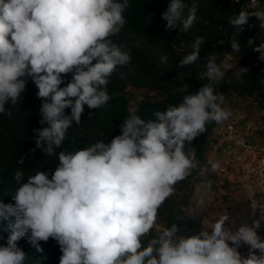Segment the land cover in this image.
Wrapping results in <instances>:
<instances>
[{
  "label": "clouds",
  "instance_id": "obj_1",
  "mask_svg": "<svg viewBox=\"0 0 264 264\" xmlns=\"http://www.w3.org/2000/svg\"><path fill=\"white\" fill-rule=\"evenodd\" d=\"M129 6V0H0V114L11 116L6 105L21 99L30 78L42 101L39 123L47 125L33 130L35 143L47 157L57 155L73 123L80 125L85 106L102 109L112 99L109 78L132 59L131 50L112 39L127 23ZM197 11L195 0L191 6L169 0L162 13L166 31L182 27L188 32ZM250 17L264 22V8L241 9L229 17L235 30L229 39L232 52L241 51L238 36ZM204 43V37H197L178 67L196 64ZM254 50L264 57V43ZM220 55L205 56L198 77L207 82L180 103L154 111L147 120L130 108L119 125L121 134L110 142L61 150L54 169L36 170L26 182L18 170L15 203L0 200V222H7L9 231L7 246H0V264H24L26 254L17 242L29 232V243L38 251H43L40 241L57 242L59 264H264L259 235L264 216L256 219L255 214L251 224L234 231L226 227L227 214L197 231L174 222L144 242L158 228L159 209L177 183L199 166L195 139L208 124H221L232 115L222 107L224 95L217 90L224 78ZM160 62L167 64V55ZM24 163L21 157L18 164ZM218 167L211 163L212 170ZM242 246L247 255L239 250Z\"/></svg>",
  "mask_w": 264,
  "mask_h": 264
},
{
  "label": "trees",
  "instance_id": "obj_2",
  "mask_svg": "<svg viewBox=\"0 0 264 264\" xmlns=\"http://www.w3.org/2000/svg\"><path fill=\"white\" fill-rule=\"evenodd\" d=\"M193 2L194 0H185L189 6ZM195 2L198 4V19L193 27L188 32H184L182 27L169 32L165 28L166 21L162 19V13L166 10L169 0H129L130 6L124 13L127 23L112 39L131 50V62L124 67L118 66L109 78L107 87L112 99L104 108L92 110L85 106L80 125L73 123L69 128L67 139L61 148L56 150L57 155L47 157L36 147V134L33 130L47 125L39 123L42 101L36 96L38 89L35 84L28 79L21 99L15 105H6L12 113L11 116L0 114V200L4 203H15L12 197L20 186L14 179L18 170L24 172L23 182H26L27 177L35 174L36 170L48 172L54 169L59 163L58 153L61 150L73 152L100 140L110 142L114 136L121 134L119 125L129 115L130 108L136 109V114L147 120L153 118L154 111H162L168 105L180 103L187 92L191 94L198 91L207 82L200 80L198 75L204 71V58L209 52L221 54L217 63L224 72V78L217 85V90L224 95L222 107L227 103V98L234 96L240 100L249 98L251 104L264 109V57L254 50L260 45L256 33L261 27V20L250 17L244 31L238 36L240 52H232L229 40L235 31L229 23V17L238 15L241 9L255 11V6L250 0ZM201 36L204 37L205 43L201 46L197 63L180 69L179 60L191 52L192 43ZM221 41L224 43L221 44ZM161 55H167V64L160 62ZM226 61H229L228 65ZM240 67H247L249 71L240 74ZM70 79L69 74L65 80L67 82ZM128 85L146 88L151 94L133 107L126 92ZM70 112V109L65 110L67 115H70ZM89 112L94 113L90 119ZM219 125L215 122L208 124L206 132L193 142L192 147L196 149L199 161V166L193 173L206 167L207 151L211 145L217 144L220 138L214 135ZM21 157L25 161L23 165L18 164ZM189 183L187 177L178 183L177 188L180 189ZM177 216L182 219L177 221ZM157 222L164 228L170 227L174 222L182 229L192 231L208 228L201 216L190 210L187 200L176 191L159 209ZM6 226L7 222H0V246H7L9 231ZM157 235L153 229L151 236L145 237V244L148 239ZM28 236L17 242L18 248L26 254L24 264H59L62 253L55 240L50 238L47 242L40 241L39 247L43 249L41 252L29 243Z\"/></svg>",
  "mask_w": 264,
  "mask_h": 264
},
{
  "label": "rangeland",
  "instance_id": "obj_3",
  "mask_svg": "<svg viewBox=\"0 0 264 264\" xmlns=\"http://www.w3.org/2000/svg\"><path fill=\"white\" fill-rule=\"evenodd\" d=\"M229 64V61H226ZM126 92L134 107L142 98L151 93L146 88H138L133 85L126 87ZM227 105L233 109L232 115L254 116L256 106L251 104L250 99L240 100L236 97L227 98ZM210 146L207 151L208 163L205 168L189 176V184L183 185L180 189L178 183L175 191L187 200L188 207L199 214L203 223L210 228L211 223L221 215L227 214L229 220L226 227L233 231L246 222L251 224L250 214L245 195L239 185V162H230L229 158L222 154V150ZM217 163L219 167L212 170L211 163ZM158 228L154 231L159 234L165 228L157 222ZM245 255L243 248L239 249Z\"/></svg>",
  "mask_w": 264,
  "mask_h": 264
},
{
  "label": "built area",
  "instance_id": "obj_4",
  "mask_svg": "<svg viewBox=\"0 0 264 264\" xmlns=\"http://www.w3.org/2000/svg\"><path fill=\"white\" fill-rule=\"evenodd\" d=\"M252 5L260 6L259 0ZM262 42L264 43V38ZM215 147L221 148L222 154L228 157L230 162H239V185L251 216L255 214L256 219L264 216V109L256 107L253 118L231 115L221 128ZM253 203L257 205L255 209ZM259 235L264 238V226ZM242 248L247 255V246Z\"/></svg>",
  "mask_w": 264,
  "mask_h": 264
},
{
  "label": "crops",
  "instance_id": "obj_5",
  "mask_svg": "<svg viewBox=\"0 0 264 264\" xmlns=\"http://www.w3.org/2000/svg\"><path fill=\"white\" fill-rule=\"evenodd\" d=\"M259 4H260V6L255 7L256 9H258V8H264V0H259ZM256 37L259 40V43L260 44L263 43L262 42V39L264 38V22H262V21H261V27H260V29L256 33ZM223 108H225L226 110L231 111V113L233 112V109L231 107H229L227 105V103L224 104ZM225 122L221 123L219 125V127H217L215 129V132H214V135L215 136H219L220 137V131H221V128L223 127V125L225 124ZM216 149L221 150V148H216Z\"/></svg>",
  "mask_w": 264,
  "mask_h": 264
}]
</instances>
